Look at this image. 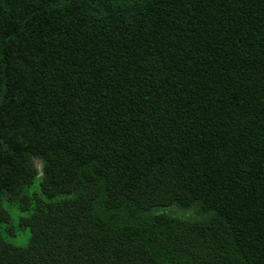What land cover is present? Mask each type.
I'll return each mask as SVG.
<instances>
[{"label":"trees","instance_id":"16d2710c","mask_svg":"<svg viewBox=\"0 0 264 264\" xmlns=\"http://www.w3.org/2000/svg\"><path fill=\"white\" fill-rule=\"evenodd\" d=\"M0 264H264V0H0Z\"/></svg>","mask_w":264,"mask_h":264}]
</instances>
